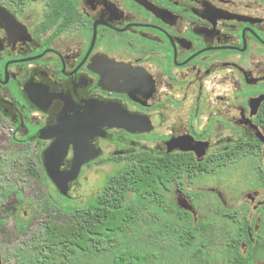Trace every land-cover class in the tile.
Returning a JSON list of instances; mask_svg holds the SVG:
<instances>
[{
  "label": "flooded vegetation",
  "instance_id": "obj_1",
  "mask_svg": "<svg viewBox=\"0 0 264 264\" xmlns=\"http://www.w3.org/2000/svg\"><path fill=\"white\" fill-rule=\"evenodd\" d=\"M66 110L112 118L74 127L100 155L68 190L102 160L170 163L156 203L193 217L223 210L247 223L249 242L264 244V0H0L2 264L19 262L16 243L2 239L5 222L21 221L8 207L23 194L19 179L57 187L45 152L70 131ZM74 156L71 143L64 171ZM245 157L260 162L261 185L240 197L221 181L209 185Z\"/></svg>",
  "mask_w": 264,
  "mask_h": 264
},
{
  "label": "rangeland",
  "instance_id": "obj_2",
  "mask_svg": "<svg viewBox=\"0 0 264 264\" xmlns=\"http://www.w3.org/2000/svg\"><path fill=\"white\" fill-rule=\"evenodd\" d=\"M259 164L256 157H245L237 164L222 167L208 178V183L219 185L221 181L225 193L240 197L251 187L261 185L262 179L255 173ZM120 165V163L102 160L88 169L84 168L80 179L66 192L60 191L50 182L45 184L41 177L38 180H29L28 186L19 179V184L22 183V188H24L23 194L17 195L15 203L10 204V201L6 203L10 204L8 207L12 210L14 207L18 208L17 215L21 221L15 222L9 219L5 222L2 239L6 236L11 243H16L17 248L21 247L25 252L31 251L30 247L23 245L24 241L27 237L39 234L43 230L48 212L52 211L57 221L67 222L75 210L86 208L94 200V197L106 185L108 177L115 173ZM11 172L15 174L14 170ZM11 196L15 199L13 195ZM140 197L142 195L135 193L132 201L139 200ZM129 198H131L130 195ZM212 198L210 196V199ZM155 199V195L143 198L144 201L139 205V211L135 214V220L130 227H127L119 236H114L115 241L104 243L103 247L107 249L91 256L90 260L84 264H113L114 255L128 248L143 255L148 254L152 261L149 262L150 264H197L190 251L180 248L176 233L177 229L182 231L189 226L194 217L199 226L201 224L210 225L209 235L199 238L196 242L198 245H201L202 241L206 243L210 240L212 243L210 247H202L205 252L204 258L207 259L206 264H227L228 245L231 240L239 239L240 244L247 240L250 250L242 251L241 247L239 249L243 254L253 251L255 245L249 242L247 234L249 226L243 219L237 220L238 216L231 215L224 218L225 211L209 209L196 211L194 217L189 213L185 216L187 217L185 221L178 214L179 210L164 209L156 203ZM214 200L216 201V198ZM237 207L239 208V205ZM229 213L232 214L234 211H229ZM252 214V211L248 213L249 221L252 219ZM194 226L197 225H191V227ZM240 228H245V231L240 233ZM255 257L257 264H264V244L259 256Z\"/></svg>",
  "mask_w": 264,
  "mask_h": 264
},
{
  "label": "trees",
  "instance_id": "obj_3",
  "mask_svg": "<svg viewBox=\"0 0 264 264\" xmlns=\"http://www.w3.org/2000/svg\"><path fill=\"white\" fill-rule=\"evenodd\" d=\"M149 154H146L148 156ZM163 165V166H162ZM144 158L140 161H128L119 166L114 175L108 177L106 185L86 208L75 210L67 222H59L53 212H48L45 225L39 234L27 237L23 245L31 251L18 248V264H84L91 256L101 253L107 248L104 243L115 241L114 236L122 234L135 220L139 205L143 198L152 196L158 190V183L172 179V164H162ZM167 165V166H166ZM161 166V167H160ZM130 193L142 195L139 200L132 201ZM181 219L189 212L178 211ZM189 223V222H188ZM190 225L180 231L176 230L179 246L190 251L197 264H206L202 247H210L212 243L196 242L208 234L209 224H199L193 218ZM191 225H197L191 227ZM240 233L245 228H240ZM241 235V234H240ZM253 244V243H252ZM249 254H243L239 239L229 241L227 264H257L255 256H259L261 241L253 244ZM132 249L120 250L113 257V264H150V256ZM150 262V263H149Z\"/></svg>",
  "mask_w": 264,
  "mask_h": 264
},
{
  "label": "water",
  "instance_id": "obj_4",
  "mask_svg": "<svg viewBox=\"0 0 264 264\" xmlns=\"http://www.w3.org/2000/svg\"><path fill=\"white\" fill-rule=\"evenodd\" d=\"M63 117L65 119V123L70 127V131H67V134L63 139L59 138L47 149V151L45 152V165L49 177L55 183L57 188L62 192H66L68 190L69 183L77 179V177L79 176L82 165L86 161L100 155V152H98V150L97 152H92V154H89L90 151L88 148V142L84 138L85 136L79 137V135H81V130L85 132L90 126H92L90 125V123L93 124L95 122H100L110 117L98 114L94 122V117L92 115H89L87 113L82 115H74L68 113L67 110L63 114ZM117 118L118 119L114 118V122L120 125H124V122L121 120V118ZM74 127L81 128V130L77 129L75 131V136L73 132ZM261 138L264 139V137ZM71 143L74 145L75 149L73 165L70 169L64 171V164L62 163V159L64 158L66 150ZM0 264H2L1 257Z\"/></svg>",
  "mask_w": 264,
  "mask_h": 264
}]
</instances>
